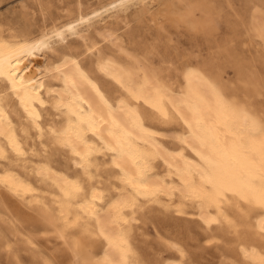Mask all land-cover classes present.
<instances>
[{
	"label": "bare ground",
	"instance_id": "obj_1",
	"mask_svg": "<svg viewBox=\"0 0 264 264\" xmlns=\"http://www.w3.org/2000/svg\"><path fill=\"white\" fill-rule=\"evenodd\" d=\"M96 1L77 0L74 10L61 9L50 23L44 15L38 33L28 29L15 34L10 29L6 34L0 26V155L4 144L24 159L40 156L35 142L39 152L46 141L57 143L89 175L93 155L102 149L107 152L119 184L109 200L96 185L83 194L78 178L42 160L34 162L35 175L48 177L55 186L58 194H50L64 219L68 211L60 196L65 202L74 199L72 218L79 210L93 220L103 239L100 251L106 264H138L127 213L139 197L149 201L163 197L176 212L190 200L206 224L219 217L228 219L229 201L237 208L255 207L254 226L263 233L264 126L222 92L205 70L186 65L175 90L145 68L137 72L132 62L114 52L101 55V40L120 47L112 25L128 27L130 12L147 17L153 25L160 23L164 12L167 18L183 22L186 13L165 5L167 0ZM259 14L257 27L264 48V8ZM76 40L82 51L70 47ZM60 48L66 50L50 61L49 54ZM8 95L24 122L18 124L12 117ZM47 108L49 121L44 124L41 110ZM149 112L178 118L181 130L173 133L177 145L160 138V131L148 120ZM155 162L162 171H156ZM0 182L19 194L33 189L31 181L12 167L0 171ZM176 249L178 257L165 264H184L183 250ZM242 251L255 264H264L258 245L243 244Z\"/></svg>",
	"mask_w": 264,
	"mask_h": 264
},
{
	"label": "rangeland",
	"instance_id": "obj_2",
	"mask_svg": "<svg viewBox=\"0 0 264 264\" xmlns=\"http://www.w3.org/2000/svg\"><path fill=\"white\" fill-rule=\"evenodd\" d=\"M76 1L0 0V26L6 34L10 29L15 34L28 29L38 33L44 15L50 23L61 9L74 10ZM167 4L185 12L186 22L171 20L164 12L160 23L153 25L147 17L130 12L128 27L112 25L117 34L115 42L120 47L101 40V55L114 52L120 59L132 62L137 72L145 68L163 77L175 90L186 65L205 70L222 92L264 126V48L257 27L264 3L167 0ZM70 47L82 51L79 40L72 41ZM65 50L50 53V61L57 60ZM95 59L93 56V62ZM8 100L16 123L24 122L14 98L8 95ZM49 111V108L41 110L44 124L49 121ZM149 115L148 120L160 131V138L168 145H177L174 134L181 130L178 118H161L150 112ZM29 131L33 133L32 128ZM35 143L34 149L40 156L24 159L3 143L6 149L0 155V171L14 168L19 176L31 181L33 189L19 194L0 182V264H106L100 251L103 239L95 231L93 220L79 210L76 218H72L74 199L65 202L60 196L68 211L64 219L50 194H58L55 186L48 177L35 175L34 162L42 160L78 178L83 184V194L96 185L103 190L105 200H109L119 184L107 152L102 149L93 155L88 175L65 147L46 141L45 149L39 152ZM155 168L162 171L159 162H155ZM164 200L139 197L128 209L127 227L138 264H165L168 258L178 257L177 247L183 250L184 264H255L243 255V244L258 245L264 253V232H257L254 226L255 207L237 208L229 201L226 206L229 218L219 217L218 221L206 224L199 218L194 202L185 201L183 210L176 212Z\"/></svg>",
	"mask_w": 264,
	"mask_h": 264
}]
</instances>
